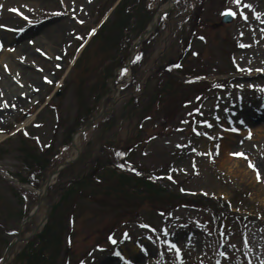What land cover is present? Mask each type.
Wrapping results in <instances>:
<instances>
[{"label": "rangeland", "instance_id": "rangeland-1", "mask_svg": "<svg viewBox=\"0 0 264 264\" xmlns=\"http://www.w3.org/2000/svg\"><path fill=\"white\" fill-rule=\"evenodd\" d=\"M110 1L114 0H0V264H23L21 260L30 252L27 246L45 234L46 227L42 233L38 227L46 222L48 211L52 217L54 209L60 227L51 232L60 233V246L45 248L53 256L50 264H264V120L252 123L247 115H264V77L234 79L264 73V0H241L240 5L232 0H204L197 21L188 17L187 22L186 14L178 17L175 23L182 35L188 38L190 32V47L182 50L184 39L178 38L181 32L174 24L175 34L173 29L166 41L155 46L148 75H138L140 80L134 85L130 74L112 77L121 59L120 49H115L126 33L109 30V38H117L116 42L102 43L110 23L88 44L83 61L74 66L98 28L97 11L102 14ZM152 3V8L158 5V1ZM246 4L251 7H243ZM229 8L237 14L234 22L223 25L221 19ZM140 14H144L142 9ZM107 15L111 17V12ZM129 17L127 13L122 17L126 26ZM137 22L131 26L127 46L140 35L142 22ZM179 61L167 74L166 65ZM33 72L39 74L35 85L26 82ZM192 73L196 75L192 79L184 77ZM12 84L20 90L15 97ZM11 101L18 106L6 114L3 106ZM98 110H104V117L86 129L90 130L87 135L84 130L75 150L71 146L74 133ZM28 119L31 122L24 127ZM136 135L139 138L130 140ZM219 135L224 138H215ZM126 143L132 151H125L123 159L156 180L172 183L173 196L178 188L204 194L231 203L232 211L255 220L242 227L222 216L218 243L208 214L186 206L175 208L164 193L149 191L156 180L139 171L132 173L133 179L144 181L148 188L137 184L138 202L102 194L106 180L117 183L127 169L113 163L122 158L113 150L128 149ZM49 150L51 155L44 153ZM76 155L78 159L58 181L57 174L53 176L56 168ZM244 157L247 162L238 166L235 161ZM106 160L111 164L102 170ZM11 180L32 181L36 189ZM47 180L53 188L46 189L45 202L38 188L43 189ZM18 186L35 192L21 191ZM66 194L71 196L61 202ZM159 209L170 210L159 215ZM203 217L206 227L200 223ZM19 236L23 241L14 246L8 259V244ZM169 242L177 244L179 253ZM37 259L34 256L31 263Z\"/></svg>", "mask_w": 264, "mask_h": 264}, {"label": "trees", "instance_id": "trees-1", "mask_svg": "<svg viewBox=\"0 0 264 264\" xmlns=\"http://www.w3.org/2000/svg\"><path fill=\"white\" fill-rule=\"evenodd\" d=\"M130 3H133V4L135 3L136 5H139L138 0H130ZM140 3L143 6H145V1L144 0H141ZM125 4L127 5L128 2L127 3L125 2ZM139 10H141V9H139ZM139 10L136 13V17L140 18V20L142 22L141 29H144L145 25L147 24V22L151 18L152 12H149L148 15L147 14L141 15L139 13ZM115 27H116V25H115ZM109 37L110 36L107 35L106 37L102 38V43L109 44V40H111V41L114 40V42H116L117 38H113V37L109 38ZM155 39L156 38H151L149 42H147V43H145L143 45L142 53H144L145 55H148L150 53V50H151V45L150 44H152V42ZM122 41H124V38H121V41L119 40V46L117 47V49H115V51H118L120 49V53L123 52L120 61L116 64L117 66L118 65L119 66L123 65L125 60H126V58L128 57L127 45H126L127 44L126 43L127 40L125 42H122ZM106 47H108V46H106ZM101 49H105V46L102 45ZM83 58L81 59L82 61H83ZM140 67H141L140 64L136 63L134 65V72H138L140 70ZM108 73H110V72H108ZM101 86L103 88V84H101ZM130 182H131L130 178H127L126 176H122L117 183L108 184V187L106 188V190L101 191V192H102V194L105 192L107 195L108 194L110 195V193H112L113 195H120L121 197L123 196L124 198L129 197L128 196V191L125 190L123 187L126 186V184L130 183ZM79 185L80 184H78V186ZM162 189L163 188L161 186H159V185H157V186H154V185L152 186L151 185L150 186V192H155V193H158L159 195L162 194V192H163ZM69 196H71V194L70 195L66 194V196L63 195L62 196L63 198L61 199V202L65 200V197L67 199ZM58 220H59V216L56 215V210L54 209V211H52V217L50 218V223H49V225L46 227V229L44 231L45 234H43L41 237H39L38 241L35 242L34 244L27 246L28 250L30 249V252H28V255L26 257H24V260H21L23 262V264H32L31 262L33 260V257L36 256V255L39 256V259L35 260L37 262L34 263V264H50V261L53 259V256H52L51 253H49V255H48L47 254L48 253L47 249H45V248H47L49 246V244H50L51 248L54 249V250H56L57 247L60 246L59 245V240H58V237H59L60 233L59 232H54V233L51 232V231H53L55 229L57 230V227H60V223H59ZM27 251H26V253H27ZM42 251H45V253H43Z\"/></svg>", "mask_w": 264, "mask_h": 264}, {"label": "bare ground", "instance_id": "bare-ground-1", "mask_svg": "<svg viewBox=\"0 0 264 264\" xmlns=\"http://www.w3.org/2000/svg\"><path fill=\"white\" fill-rule=\"evenodd\" d=\"M85 0H78V2L77 3H82V2H84ZM172 4H173V0H170V4H168L167 6H165V8H163L164 9V11L165 10H167L168 8H170V7H172ZM81 5V4H80ZM163 10L161 11V12H164ZM158 20H159V16L157 15V17H155V19H153L152 20V23L150 24V31L151 30H153L155 27H156V25H157V23H158ZM63 26H59L58 28H62ZM150 33V32H149ZM65 35V33H63V36ZM60 38H61V35H60ZM59 37L57 38V39H60ZM138 43H135L134 44V47H133V49H132V54H135L136 53V51H137V48H138ZM30 74H32V73H30ZM34 74V75H33ZM33 77H27L28 78V80H26V82H31V83H33L34 85L35 84H37V81H38V76H39V74L38 73H35V72H33ZM31 80V81H30ZM12 87H13V89L12 90H14L15 92H14V95H11L12 97H15L16 96V94L18 93V92H20V90L18 89V90H15L14 89V85L12 84L11 85ZM35 87H38V86H35ZM22 92H24V91H22L21 90V93ZM18 106V102H14V101H11V103H8V104H4V109H6L7 110V112H5L6 114H8V113H10V108H11V110H14L16 107ZM76 144H77V147L75 148L76 150L78 149V145H79V139H76V142H75ZM228 144L225 142V146H227ZM229 147V146H228ZM230 148V147H229ZM235 163L238 165V166H241V165H243V161H235ZM247 174V176H249V173H246ZM21 183V182H20ZM45 192L46 191H41L40 192V196H41V199L42 200H44L45 202H46V199H45V197H44V194H45ZM43 202V201H42Z\"/></svg>", "mask_w": 264, "mask_h": 264}, {"label": "snow or ice", "instance_id": "snow-or-ice-1", "mask_svg": "<svg viewBox=\"0 0 264 264\" xmlns=\"http://www.w3.org/2000/svg\"><path fill=\"white\" fill-rule=\"evenodd\" d=\"M232 2L234 3V4H236V5H240L241 4V0H232ZM0 7H2V5H0ZM243 7H251V5H243ZM12 11H17V9H12ZM225 14H230V15H233V16H235L237 13L235 12V11H233L232 9H225ZM21 15H23V13H21ZM241 16H242V18L243 19H245V20H247L248 19V17H247V15L245 14V13H243V11H241ZM257 18L259 19V16L257 15ZM25 19H28V17H25ZM29 22H31V21H29ZM21 31L23 30V29H20ZM93 31H95V30H93ZM202 39H203V37H202ZM3 45H2V43H0V47H2ZM38 51H40L39 49H38ZM57 67H59V65H57ZM239 67V66H238ZM126 71V70H125ZM248 71H252L251 69H248ZM261 71H264V70H261ZM45 79L47 80L48 78L47 77H45ZM49 83H51V81H49ZM221 87H222V85H221ZM240 87H243L242 85L240 86ZM240 123L241 124H244V121L243 120H241L240 121ZM232 131H239L240 129H237V128H233V129H231ZM0 131H2V130H0ZM250 136H251V132L249 131V138H250ZM118 155H122V153H118ZM233 155H243V153H233ZM124 165H121V167H123ZM257 178L258 179H260V174H259V172H257ZM142 226H144V227H151V226H149V225H142ZM153 231H155V229H153ZM167 230H165V232H166ZM124 236H125V238H127V233H125L124 234ZM110 240H112V243H116V241L112 238V237H110ZM169 243H171V242H169ZM171 247L172 248H175L176 249V251L179 253V248L177 247V244H175V243H171ZM146 251V250H145ZM117 255H120V253L119 252H117L116 253Z\"/></svg>", "mask_w": 264, "mask_h": 264}]
</instances>
